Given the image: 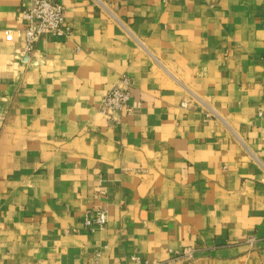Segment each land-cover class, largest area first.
<instances>
[{
  "label": "crops",
  "instance_id": "1",
  "mask_svg": "<svg viewBox=\"0 0 264 264\" xmlns=\"http://www.w3.org/2000/svg\"><path fill=\"white\" fill-rule=\"evenodd\" d=\"M58 1L0 0V264H264V0Z\"/></svg>",
  "mask_w": 264,
  "mask_h": 264
},
{
  "label": "built area",
  "instance_id": "2",
  "mask_svg": "<svg viewBox=\"0 0 264 264\" xmlns=\"http://www.w3.org/2000/svg\"><path fill=\"white\" fill-rule=\"evenodd\" d=\"M24 22L20 32L25 42L24 52L30 53L37 41L44 35L64 36L70 33V26L65 21L64 5L58 0H32L31 4L22 10ZM12 30L6 31V39L13 40ZM133 81L123 75L118 84L111 87L103 97L100 111L107 117L116 119L114 112L130 114L133 111L131 103V87ZM183 104H186L184 102ZM213 112H209L212 115ZM108 221L106 209H98L94 217L86 215L85 225L90 229L104 228ZM191 250H185L183 255H190ZM147 263V262H146Z\"/></svg>",
  "mask_w": 264,
  "mask_h": 264
}]
</instances>
